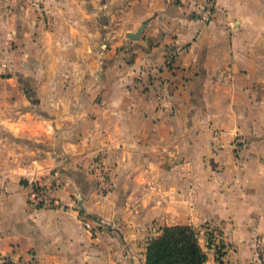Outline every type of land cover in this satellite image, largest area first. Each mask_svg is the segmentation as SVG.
I'll use <instances>...</instances> for the list:
<instances>
[{
	"label": "crops",
	"instance_id": "obj_1",
	"mask_svg": "<svg viewBox=\"0 0 264 264\" xmlns=\"http://www.w3.org/2000/svg\"><path fill=\"white\" fill-rule=\"evenodd\" d=\"M197 10L0 0L1 254L145 264L151 236L185 224L220 234V253L199 236L206 264H264V0Z\"/></svg>",
	"mask_w": 264,
	"mask_h": 264
},
{
	"label": "trees",
	"instance_id": "obj_2",
	"mask_svg": "<svg viewBox=\"0 0 264 264\" xmlns=\"http://www.w3.org/2000/svg\"><path fill=\"white\" fill-rule=\"evenodd\" d=\"M35 189L45 192L42 186ZM209 237L211 242V232ZM145 255V264H206L208 260L198 231L185 224L161 227L158 235L147 241Z\"/></svg>",
	"mask_w": 264,
	"mask_h": 264
},
{
	"label": "built area",
	"instance_id": "obj_3",
	"mask_svg": "<svg viewBox=\"0 0 264 264\" xmlns=\"http://www.w3.org/2000/svg\"><path fill=\"white\" fill-rule=\"evenodd\" d=\"M193 5L198 8L197 12H203L206 14L212 13V10L216 7V0H191ZM105 151H100L94 161H93V167L92 172L94 175L95 180V186L97 188V191L103 194H108L111 192L114 188V183L109 176L106 163H105ZM61 174L59 173L57 176V181L59 182V176ZM36 200L39 204L43 205H51L50 203L52 200L49 198V196L45 192H37L36 193ZM83 225L85 228L89 231L93 228V223L91 219H83L82 220ZM215 235H218L219 233L214 231ZM214 248L216 252H219L220 248V241L217 240L214 244ZM0 264H18L16 260H14L11 256H6L0 253Z\"/></svg>",
	"mask_w": 264,
	"mask_h": 264
},
{
	"label": "rangeland",
	"instance_id": "obj_4",
	"mask_svg": "<svg viewBox=\"0 0 264 264\" xmlns=\"http://www.w3.org/2000/svg\"><path fill=\"white\" fill-rule=\"evenodd\" d=\"M93 165V164H92ZM93 167V166H92ZM91 167V168H92ZM58 176V175H57ZM94 176V175H93ZM54 183H55V185L56 186H61L62 184H65V182L63 181V175H62V173H61V175L59 176V182L57 181V177H56V179L53 181ZM94 182H95V180H94ZM98 193L100 194V192L98 191ZM101 196H102V194H100ZM78 196L80 197V195H79V193H78ZM104 196V195H103ZM38 204V206L39 207H44V206H48V207H54L55 205H58L57 203H55L54 201H52L50 204L51 205H43V204H39V203H37ZM193 227V226H192ZM194 229H196L197 231H198V233H199V236L202 234V235H206V233H207V246H209V245H211V244H213V247H214V244H215V242L217 241V240H219L220 241V248H219V253L221 252V251H224V249H225V246L224 245H222V241H221V237H220V234H218V235H215L212 231H211V242H210V237L208 236V234H209V232H207L208 230H207V228L204 226L203 228L205 229L206 228V230H204V231H201L200 230V228H195V227H193ZM158 233H159V231H158ZM154 236H156V235H153V236H151V238L152 237H154ZM215 249V248H214ZM205 250V249H204ZM205 251H207V250H205Z\"/></svg>",
	"mask_w": 264,
	"mask_h": 264
}]
</instances>
